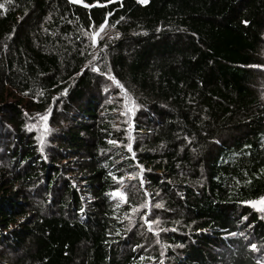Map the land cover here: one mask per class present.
Wrapping results in <instances>:
<instances>
[{"label": "trees", "instance_id": "obj_1", "mask_svg": "<svg viewBox=\"0 0 264 264\" xmlns=\"http://www.w3.org/2000/svg\"><path fill=\"white\" fill-rule=\"evenodd\" d=\"M100 3L0 0V264H256L264 213L241 202L264 196V0ZM109 12L125 19L105 54L84 33ZM89 61L125 85L134 116ZM65 88L41 153L25 126ZM127 121L135 159L108 143H128ZM137 162L144 187L126 179L127 203L107 196L121 187L109 173ZM145 189L164 205L159 236L125 219Z\"/></svg>", "mask_w": 264, "mask_h": 264}, {"label": "snow or ice", "instance_id": "obj_2", "mask_svg": "<svg viewBox=\"0 0 264 264\" xmlns=\"http://www.w3.org/2000/svg\"><path fill=\"white\" fill-rule=\"evenodd\" d=\"M71 3H82L83 0H70ZM108 2H111V0H108ZM139 4H147L149 0H137ZM86 7H92V6H99V7H105L106 5L101 4L100 0H95L94 5H85ZM0 7H3V5H0ZM112 16V13L109 12L104 18V21L100 23L98 26L93 22L90 23L89 29L90 31H86L84 33L85 37L89 40V47L93 48H99L100 53H105L106 50L109 47V43H104L103 47H101V43L107 38L109 42H112L116 39L120 38V34L117 33L115 36H109L107 33V29L109 27L115 28L116 25L120 24L121 21H123L125 18L120 17L119 20H117L114 24H109V17ZM243 24L248 26L251 22L249 20H243ZM157 31H160V29H157ZM146 34V33H145ZM101 58L100 54L93 55V60L94 61H99ZM85 70H90L92 72L98 73L100 75L105 76L108 80L112 81L114 85L123 93L121 100L123 101L124 105V113L123 115H133L135 114L136 111L140 109V105L136 102L135 98L133 95L128 91V89L125 87L124 84H122L115 75L111 74V68L108 69L107 72H102L100 67H98L96 64L93 63V61H89L87 65H85ZM78 76L84 75V70H82L80 73L77 74ZM75 79V78H73ZM106 92L109 90L108 88L104 89ZM25 95H28V93H24ZM68 94V89L65 88L63 92H61L58 96L53 97V106L47 108L43 113H36L35 117L33 118L34 121H38L39 123H32L30 125H26L25 127L27 128L28 131L32 130H37L42 133V135H39L36 137V139L40 143L39 151L41 153H44L45 150V143L48 138L54 132L55 130L50 127L49 121L51 119V114L54 110L55 103L57 101L61 100V97L67 96ZM106 103H111V100L106 101ZM26 116L29 115V113L25 112L24 113ZM128 126H129V134L127 135V141L128 143L126 145H121L119 141L116 140H109L108 143L114 146H122L125 147L128 153L132 154V158L135 159V152L133 151V142H134V137L131 134V130L134 127L132 121H127ZM42 125V127H41ZM185 139H188L185 137ZM191 142V141H189ZM47 159V157H44ZM137 167L139 168L138 172H133L127 177L125 176H117L113 173H109V176H111L112 180L115 181L117 184L121 185V187L116 188L115 190H112L108 193H106L107 196L112 197L113 199H119L121 201H124L125 203L128 202L127 199V192L124 190L123 185L124 181L126 179H131L135 180L139 178L140 180V186L141 188L144 187V179H143V172L145 171L143 165H140L137 162ZM152 193L147 192V190H144V196L147 198L145 201L140 204L139 206H131L130 207V214L126 213L125 214V219L128 220L129 224L133 223V217L136 215H140V219L143 221L142 226H146L149 232H153L156 236H159L162 232L169 231L167 228H159V230H156V226H159L160 220L157 219H151L150 217L152 216V210L153 208L156 209H163L164 205L162 203H155L153 204L151 197ZM157 196H159V193H156ZM241 203L249 204L252 208H254L257 212L264 213V196L258 197L255 200L251 201H242ZM146 210V211H145ZM84 209H81V212H83ZM244 219H247V217H244ZM23 222V221H21ZM173 231L175 229H172ZM119 235V233H117ZM228 236L231 237H236L240 236L243 237L245 240H248L249 237L245 235L244 232L236 233V232H229ZM179 247H183V245H179ZM249 250L254 253H261L262 256L260 258L256 259V264H264V244L258 246L257 243L250 242L249 245ZM164 253L161 252V256H163ZM160 264H164V261L161 260Z\"/></svg>", "mask_w": 264, "mask_h": 264}, {"label": "rangeland", "instance_id": "obj_3", "mask_svg": "<svg viewBox=\"0 0 264 264\" xmlns=\"http://www.w3.org/2000/svg\"><path fill=\"white\" fill-rule=\"evenodd\" d=\"M95 53H97V52H95ZM113 87H115L114 84L110 85V88H113ZM110 98H111V97H110ZM111 99H113V98H111ZM111 99H110V100H111ZM26 112H27V111H26ZM118 113H119V111L117 112V114H118ZM32 119H33V118H32ZM34 122H35V123H39L38 121H34V119H33V120L31 121V124L34 123ZM49 124H50V121H49ZM29 125H30V124H29ZM41 127H42V125H41ZM36 131H37V130H36ZM65 162H67V161H65Z\"/></svg>", "mask_w": 264, "mask_h": 264}, {"label": "clouds", "instance_id": "obj_4", "mask_svg": "<svg viewBox=\"0 0 264 264\" xmlns=\"http://www.w3.org/2000/svg\"><path fill=\"white\" fill-rule=\"evenodd\" d=\"M137 1V0H136ZM143 5V4H142Z\"/></svg>", "mask_w": 264, "mask_h": 264}]
</instances>
